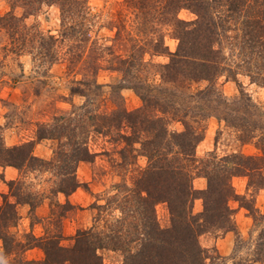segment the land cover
<instances>
[{
    "label": "trees",
    "instance_id": "obj_1",
    "mask_svg": "<svg viewBox=\"0 0 264 264\" xmlns=\"http://www.w3.org/2000/svg\"><path fill=\"white\" fill-rule=\"evenodd\" d=\"M3 1L7 4V12L0 14V33L7 41L4 49L19 56L29 53L43 67L58 61L56 44H65L69 70L86 56L94 76L100 70L98 62L105 59L119 74V81L111 85L116 106L111 114L72 113L55 117L52 125L39 127L38 142L58 141L50 160L33 155L34 143L7 148L0 136V168L52 172L51 196L69 197L81 187L76 176L78 166L94 161L88 146L91 134L114 135L123 144L119 152L122 166L134 165L139 155L147 159V166L137 172L131 187L126 183L118 186V193L98 207L106 216L102 217V212L94 226L78 231L71 247L61 244L60 234L49 232L39 241L31 236L26 245L15 241L9 232L17 220L15 205L7 203L10 212L5 214L0 208L2 255L24 246H38L44 259L23 264H103L99 253L105 250L119 252L123 264H208L216 250L204 249L200 236L236 228L230 204L239 201L240 196L233 179L246 177L249 189H264V107L254 102L238 80L239 75H245L252 84L264 88V0H123L122 5L134 16L132 23L127 25L126 17L120 14L123 17L112 22L109 29L116 30V38L125 36L131 43L124 52L103 45L87 50L96 24L89 0ZM45 7H56L60 12L59 39L26 23ZM182 10H189L196 19H180ZM167 39L177 41L174 52ZM146 56H163L169 61L153 64L146 62ZM152 68L155 71L150 76ZM223 76L238 84V96L229 99L224 95L218 84ZM77 84L84 88L73 87L71 93L86 98L81 110L88 112L96 103L89 97V90L102 87L95 80ZM125 89L139 97L140 109L130 112L124 107L121 91ZM212 117L235 130L240 142L254 146L259 155L218 157L210 152L198 158L197 146ZM171 123H179L183 130L171 131ZM197 178L206 180L204 190L195 188ZM9 186H15V182ZM23 186L20 184L17 190ZM17 199L18 204L29 205L32 210L42 202L30 194ZM197 199L203 202V212L194 215ZM160 204L167 205L169 211L167 228H162L157 218L156 207ZM56 206L64 209L66 205ZM251 253L247 260L236 264H264V228Z\"/></svg>",
    "mask_w": 264,
    "mask_h": 264
},
{
    "label": "rangeland",
    "instance_id": "obj_2",
    "mask_svg": "<svg viewBox=\"0 0 264 264\" xmlns=\"http://www.w3.org/2000/svg\"><path fill=\"white\" fill-rule=\"evenodd\" d=\"M122 4L123 0H89L88 6L92 15L96 16V24L92 29L87 50L100 45L114 46L116 51L121 49L122 52L130 48L131 43L125 36L116 38V30L109 29L112 22L123 17L120 14L126 17L127 25L132 23L134 16ZM6 12L7 4L0 0V14ZM179 18L192 21L196 16L189 10H182ZM26 23L45 35H52L56 39L60 37V12L56 7H45L37 17L27 19ZM6 42V36L0 33V136L5 147L13 148L34 143L33 155L50 160L58 147V141L46 139L38 142L41 125H52L55 117L69 116L72 113L103 115L111 114L116 109L112 102L111 85L119 81V74L109 68L110 61L100 60L98 62L100 70L94 76L89 72L86 56L76 68L69 70L65 61L69 56L68 46L58 43L56 44L58 61L50 66L47 64L39 67V63L33 61L31 54L25 53L19 56L4 49ZM167 45L170 51L174 52L177 41L167 39ZM122 52L118 53L123 54ZM148 61L153 64H165L169 59L163 56L153 58L146 56V62ZM154 71L152 68L148 75H153ZM82 80H95L102 87L101 89L93 87L89 90L91 91L89 97L96 102L95 106L89 107V113L81 110L86 98L71 93L73 87L78 86L77 81ZM238 80L254 102L264 107V88L252 84L250 78L245 75H239ZM218 84L227 98L232 99L239 95L238 84L231 78L223 76L218 79ZM78 87L84 88L82 85ZM84 90L87 92L86 89ZM121 96L123 105L128 111H136L142 107L141 100L132 90L121 91ZM169 129L181 132L183 127L179 123H171ZM88 146L95 155L94 161L81 163L78 166L76 176L81 187L69 197L63 194L51 196L54 179L52 172L30 173L25 169L20 171L14 168L18 175L14 179H7L4 170L8 167L0 168V208L6 214L7 211H11L6 208V204L15 205L17 220L9 230L15 241L26 245L31 241V236L39 241L49 232L60 234L61 244L64 247L73 246L78 231H85L94 226L102 212L101 216H106V212L98 207L105 205L118 193L120 190L118 186L126 183L131 187L137 172L147 166V159L140 155L136 157V161L134 160V165L122 166L119 152L124 146L116 141L114 135L91 134ZM210 152H215L218 157L230 154L259 155V151L254 146L241 143L235 130L228 128L224 122H219L214 117L208 120L204 139L196 149L200 159ZM10 182H15V186L10 187ZM232 182L236 193L240 196L239 201H232L230 204L234 211L233 221L236 228L235 231L220 234L205 233L200 236L199 241L204 249L216 250V253H211L212 258L207 260L208 264L244 262L252 256L255 241L264 228V219L260 218L264 216V189H249L246 177H235ZM20 184L24 186L17 190ZM194 186L197 190H204L207 182L204 178H197ZM29 194L33 199L42 200L33 210L29 205L17 203V198L24 199V195ZM57 203L66 206L63 209L57 207ZM201 212H203V202L197 199L194 202L193 214L198 215ZM114 213L118 215L116 211ZM156 213L161 227L167 228L170 225L167 205H158ZM255 217L258 218L257 224ZM100 224L103 225V222L101 221ZM2 229L1 222L0 233ZM239 241L244 243L241 242L242 244L238 246ZM3 252V241L0 240V264H23L24 261H42L45 257L43 250L38 246L32 248L24 246L6 256L2 255ZM99 254L103 264H123V257L119 252L105 250Z\"/></svg>",
    "mask_w": 264,
    "mask_h": 264
},
{
    "label": "crops",
    "instance_id": "obj_3",
    "mask_svg": "<svg viewBox=\"0 0 264 264\" xmlns=\"http://www.w3.org/2000/svg\"><path fill=\"white\" fill-rule=\"evenodd\" d=\"M4 174L7 179H14L18 175V172L16 169L8 167L4 170Z\"/></svg>",
    "mask_w": 264,
    "mask_h": 264
}]
</instances>
